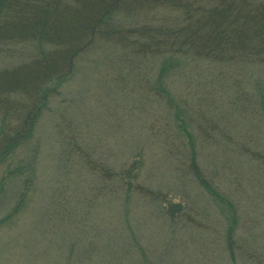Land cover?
<instances>
[{
  "label": "rangeland",
  "instance_id": "1",
  "mask_svg": "<svg viewBox=\"0 0 264 264\" xmlns=\"http://www.w3.org/2000/svg\"><path fill=\"white\" fill-rule=\"evenodd\" d=\"M124 45L96 38L0 147V264H264V64L164 71ZM35 50L0 44L2 134Z\"/></svg>",
  "mask_w": 264,
  "mask_h": 264
},
{
  "label": "trees",
  "instance_id": "2",
  "mask_svg": "<svg viewBox=\"0 0 264 264\" xmlns=\"http://www.w3.org/2000/svg\"><path fill=\"white\" fill-rule=\"evenodd\" d=\"M259 2L0 0V44L30 43L36 48L10 80L5 77L8 83L15 80L12 90L24 104L13 108L15 122L7 133H0V147L6 151L9 143L11 147L30 139L50 97L46 85L65 81L79 53L96 38L125 43L129 54L143 62L159 58L164 71L177 67L179 58L218 67L244 61L264 64V0ZM160 8L167 10L162 24L122 27L123 22L146 19Z\"/></svg>",
  "mask_w": 264,
  "mask_h": 264
}]
</instances>
